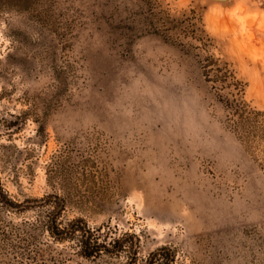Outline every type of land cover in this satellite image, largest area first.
Returning a JSON list of instances; mask_svg holds the SVG:
<instances>
[{
    "label": "rangeland",
    "instance_id": "374dc122",
    "mask_svg": "<svg viewBox=\"0 0 264 264\" xmlns=\"http://www.w3.org/2000/svg\"><path fill=\"white\" fill-rule=\"evenodd\" d=\"M208 62L264 109V0H0V179L21 204L0 209V264L127 263L34 226L59 198L64 225L139 259L264 264V168Z\"/></svg>",
    "mask_w": 264,
    "mask_h": 264
},
{
    "label": "trees",
    "instance_id": "16d2710c",
    "mask_svg": "<svg viewBox=\"0 0 264 264\" xmlns=\"http://www.w3.org/2000/svg\"><path fill=\"white\" fill-rule=\"evenodd\" d=\"M214 61L213 59L209 60ZM208 62L205 66L207 77L221 89H229L228 97L222 95L221 102L224 106L226 127L236 135L243 144L245 150L260 160L264 168V109H259L247 103L242 95L244 84L238 80L233 71L225 67H215ZM61 203L57 209L52 211L39 223L34 226L46 228L56 239H73L77 232L89 233L88 238L81 243V254L86 258H98L104 253L126 252L128 261L126 264H174L175 250L168 246H162L151 252L147 257L139 259L138 243H132L130 249L125 243H100L93 231L87 229L82 219H75L65 225L60 221V214L64 209V200L59 198ZM42 201V200H41ZM21 204L13 201L0 179V209L13 210ZM32 245V243H30ZM25 252V251H24ZM22 264H50L47 259L42 258L40 251L36 248L23 253Z\"/></svg>",
    "mask_w": 264,
    "mask_h": 264
}]
</instances>
